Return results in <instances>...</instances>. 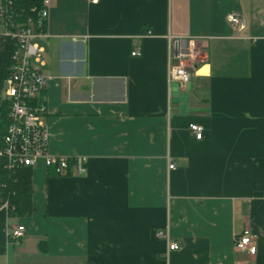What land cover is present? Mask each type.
I'll use <instances>...</instances> for the list:
<instances>
[{"label": "crops", "instance_id": "crops-1", "mask_svg": "<svg viewBox=\"0 0 264 264\" xmlns=\"http://www.w3.org/2000/svg\"><path fill=\"white\" fill-rule=\"evenodd\" d=\"M49 2L47 150L87 171L31 169V215L0 211V264H264V0ZM169 36L206 46L185 89L168 83ZM245 229L255 255L234 248Z\"/></svg>", "mask_w": 264, "mask_h": 264}, {"label": "built area", "instance_id": "built-area-1", "mask_svg": "<svg viewBox=\"0 0 264 264\" xmlns=\"http://www.w3.org/2000/svg\"><path fill=\"white\" fill-rule=\"evenodd\" d=\"M49 6V0H43L39 9H31L35 18L20 23L14 22L13 0H0V26L3 28L0 38H10L16 44L11 56L10 73L3 89V99L9 108L8 124L3 135H0V160L9 171L33 169L41 160L45 168L51 170L57 177L69 174L83 177L87 171L86 158L68 159L52 156L47 150L48 130L44 122L46 112L44 92L50 77L45 76L40 70L44 64L43 49L35 40L44 36ZM226 20L238 31L245 28V18L239 12L228 14ZM167 42L168 83H176L180 89H185L192 84L198 69L208 61L204 40L198 37L169 36ZM139 55L138 51L132 54ZM189 131L196 140L202 139L203 128L199 125H189ZM168 169L173 170L174 165L170 164ZM8 210L7 200H2L0 211L8 214ZM24 234V226L18 225L8 231L6 238L8 241L18 242ZM155 236L167 243V251L180 249L177 242L170 240L167 232L159 230ZM234 248L255 255L256 247L249 230L245 229L234 239Z\"/></svg>", "mask_w": 264, "mask_h": 264}, {"label": "trees", "instance_id": "trees-1", "mask_svg": "<svg viewBox=\"0 0 264 264\" xmlns=\"http://www.w3.org/2000/svg\"><path fill=\"white\" fill-rule=\"evenodd\" d=\"M43 0H13L14 22H26L34 19L31 9H39ZM16 48L15 41L0 38V135H3L8 124V103L3 99L4 82L12 66L11 56ZM32 180L31 169L21 168L9 171L0 160V200H7L8 216L26 217L32 213ZM0 201V202H1Z\"/></svg>", "mask_w": 264, "mask_h": 264}, {"label": "rangeland", "instance_id": "rangeland-1", "mask_svg": "<svg viewBox=\"0 0 264 264\" xmlns=\"http://www.w3.org/2000/svg\"><path fill=\"white\" fill-rule=\"evenodd\" d=\"M3 32V28L0 26V33H2ZM4 89V88H3ZM40 163H43L41 160L38 162V165L40 164Z\"/></svg>", "mask_w": 264, "mask_h": 264}]
</instances>
